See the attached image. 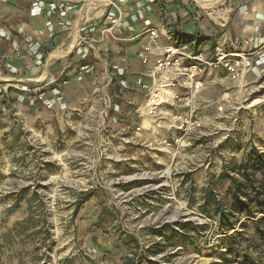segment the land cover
Listing matches in <instances>:
<instances>
[{"label": "rangeland", "instance_id": "obj_1", "mask_svg": "<svg viewBox=\"0 0 264 264\" xmlns=\"http://www.w3.org/2000/svg\"><path fill=\"white\" fill-rule=\"evenodd\" d=\"M227 2L222 0L216 9L229 16ZM198 5L202 8L201 18L215 23ZM37 33L38 37L45 34L42 30ZM35 37L34 30L16 27L5 59L22 62L26 57H35L41 62L36 88L25 91L37 89L38 100L43 102L47 91L42 89L50 87L55 98L44 105L51 110L57 108L59 115L54 114L53 134L48 126L26 127L14 108L17 101L10 95L11 90L21 89L20 82L6 80L12 84L6 87L0 70V264H121L128 253L122 243L126 237H134L145 248L161 241L155 231L171 225L179 232L176 224L184 222L208 225L207 233L199 237L200 252L177 245L168 249L170 263L164 262L165 255L151 260L159 264L219 263L213 250L220 244L221 235L218 224L205 218L199 209L202 190L225 163L239 161L250 149L264 152V75L252 86L208 92L214 98L211 103L199 100L203 90L197 110L203 121L202 137L176 154L175 149H165L160 141L179 136V132L164 125L151 133L136 134L135 128L141 122L138 107H122L112 87L114 81L84 110L68 115L64 101L70 90L68 68L52 71L67 57L50 59L53 53L62 51L56 48V40L47 36L44 43H38ZM48 59L49 64L45 62ZM89 62L95 67L93 75L99 58L91 57ZM82 66L77 74L90 75L81 71ZM51 79L57 82L51 84ZM126 83L120 86L131 92ZM106 94L112 99L109 109L101 104ZM226 94L232 105L219 114L217 107ZM182 110L165 109L170 115ZM124 114H131L133 119L124 123ZM188 175L186 182L184 177ZM86 198L74 218V210Z\"/></svg>", "mask_w": 264, "mask_h": 264}, {"label": "crops", "instance_id": "obj_2", "mask_svg": "<svg viewBox=\"0 0 264 264\" xmlns=\"http://www.w3.org/2000/svg\"><path fill=\"white\" fill-rule=\"evenodd\" d=\"M0 0V70L3 69V81L6 87L13 80L20 82L18 85L20 90H11L10 95L12 100L17 101L14 106L17 109V115L22 119V122L28 128H35L37 124L48 126L50 132L55 129L54 118L56 109H48L44 103L52 100L51 88L42 89L46 94L45 101L38 100V90L26 92L29 88H36V78L40 75L41 62L35 57H26L22 62H12L10 59L6 61L5 57L10 53V36L16 27L22 25L24 28L35 32V41L43 42L47 36H55L56 48L63 49L60 62L52 67V71L68 68V77L70 79V90L64 95L65 102L68 105V115H73L76 112L84 110L88 104L96 97L100 91H104L111 86L115 90L116 96L120 98L122 107L127 109L129 106H134V110L143 105L146 101V95L140 89H135V81L139 77H144L146 68L137 59V51L147 42L148 35L145 32L149 29H156L159 32L160 41L163 44H168L169 39L165 32V19L162 13L156 7L148 10L143 0H127L124 5L125 18L132 25L133 32H128L125 29L117 31L116 38L107 39L103 45H100L99 62H97V70L93 75L80 76L77 74L79 66L91 63L85 61L78 55H71L68 51L71 40L73 39L72 32L57 31L55 21L58 20L57 14L40 13L32 14V4L28 0ZM230 13L227 24L219 26L207 19L201 18L202 8L196 0H161L164 3L165 9L172 17L175 28L179 29L183 35H200L201 37L209 38L210 40L200 47V51L206 54L211 53L215 47L225 46L227 51L245 50L242 44L252 39V46L264 43V0H228ZM15 4V5H12ZM70 11H73L71 9ZM137 15L141 19L132 21V16ZM49 23V24H48ZM99 27H103L105 23L99 22ZM48 24V26H47ZM42 30L45 34L42 37L37 36V31ZM74 32V31H73ZM52 37V36H51ZM212 42V43H211ZM211 43V44H210ZM49 45L48 43H46ZM52 47V46H50ZM26 50V46L24 47ZM23 53L25 54V51ZM67 51V52H66ZM59 52V51H58ZM49 59L45 62L48 63ZM50 67L53 61H50ZM49 64V63H48ZM43 67V66H42ZM123 68L126 75L123 78H116L115 74L118 69ZM260 65L257 66L248 74L246 78V86H252L261 79L259 75ZM10 74H13L12 77ZM7 80V82H6ZM116 80V81H115ZM147 80V79H146ZM125 81L129 83L131 92L125 91L120 85ZM205 91L199 97L200 101L211 103L213 97L208 92H218L221 90L227 92L235 86L239 87L237 82L223 71L212 72L204 77ZM24 90V91H23ZM135 91V92H134ZM220 91V92H219ZM105 94V93H104ZM57 98V97H56ZM18 99V100H17ZM101 109V107H100ZM13 110V108H10ZM213 110L210 109V111ZM55 112V113H54ZM129 114L122 115L123 122L126 123L130 118ZM129 117V118H128ZM126 126V125H125ZM125 126H121L122 128Z\"/></svg>", "mask_w": 264, "mask_h": 264}, {"label": "built area", "instance_id": "obj_3", "mask_svg": "<svg viewBox=\"0 0 264 264\" xmlns=\"http://www.w3.org/2000/svg\"><path fill=\"white\" fill-rule=\"evenodd\" d=\"M32 4V11H46L57 14L56 30L72 32L73 39L68 46L71 55H78L85 61L91 57L99 58V46L107 39L116 38L117 31L125 29L133 32L132 25L125 18L124 5L127 0H28ZM148 10L158 8L165 19V32L169 39L168 44L160 41L159 32L149 29L147 42L137 51V59L146 68L144 77L135 81L138 89L146 95V101L136 109L141 118L140 125L135 128L136 134L153 132L165 125L168 130L177 131L179 136L164 138L160 141L165 149H180L189 146L191 141L202 137L203 121L198 117V97L205 88V75L223 71L237 82L239 87L245 85L248 74L260 65L259 75H264V43L252 46L253 40L245 41L242 46L245 50L227 51L225 46H216L206 54L197 47V41L190 44H181L175 41V23L161 0H143ZM73 9V11H70ZM137 15L132 21H139ZM228 20V19H227ZM105 25L99 27V22ZM224 26L225 23H217ZM74 31V32H73ZM52 38L55 36L51 35ZM94 65L87 63L81 67L85 74L94 71ZM126 72L120 68L116 72L118 78H123ZM147 79V80H146ZM57 81L51 79V84ZM123 86H127L122 81ZM63 85H68L63 82ZM2 90L0 89V93ZM44 95H41V99ZM101 104L106 109L111 108L112 99L106 94L101 98ZM232 105L228 94L223 97L217 107L219 114H224ZM181 108V112L170 115L166 108ZM148 122V126L145 125Z\"/></svg>", "mask_w": 264, "mask_h": 264}, {"label": "trees", "instance_id": "obj_4", "mask_svg": "<svg viewBox=\"0 0 264 264\" xmlns=\"http://www.w3.org/2000/svg\"><path fill=\"white\" fill-rule=\"evenodd\" d=\"M175 41L190 44L197 41L200 48L210 39L200 35H183L176 32ZM187 182L190 176H185ZM88 198L83 199L73 212L76 218ZM16 205L21 199L15 200ZM202 215L215 221L221 235L220 244L213 250L218 262L212 264H264V152L257 149L245 151L239 161L225 163L218 175L209 179L202 190ZM105 211V210H104ZM179 232L171 225H164L154 232L161 241L142 248L132 236L122 241L127 254L121 264H159L151 258L163 257L170 263L168 249L179 245L183 249L194 248L200 252L199 237L208 231V225L193 222L176 224ZM47 237L50 233L47 231ZM90 263H93L90 261Z\"/></svg>", "mask_w": 264, "mask_h": 264}, {"label": "bare ground", "instance_id": "obj_5", "mask_svg": "<svg viewBox=\"0 0 264 264\" xmlns=\"http://www.w3.org/2000/svg\"><path fill=\"white\" fill-rule=\"evenodd\" d=\"M106 1H110V0H106ZM196 1L208 11L209 15L212 17V19L214 18L217 23H225L227 21V19H228L227 12L226 11H220V10L216 9V8H218V6L220 5L222 0H196ZM60 55H62V53L60 51L53 53L50 56V59L57 58ZM260 102L261 101L259 100L256 103H254V107L256 104H258V103L260 104ZM145 125L148 126L147 121H145ZM169 171H170V168H168L167 172H169Z\"/></svg>", "mask_w": 264, "mask_h": 264}]
</instances>
